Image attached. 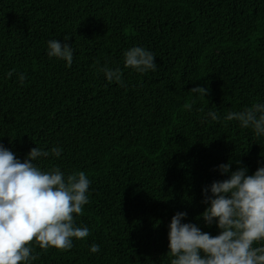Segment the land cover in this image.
Instances as JSON below:
<instances>
[{
    "label": "trees",
    "instance_id": "1",
    "mask_svg": "<svg viewBox=\"0 0 264 264\" xmlns=\"http://www.w3.org/2000/svg\"><path fill=\"white\" fill-rule=\"evenodd\" d=\"M50 40L71 46L70 67L48 56ZM133 47L154 54L156 71L125 66ZM257 102L264 0H0V145L21 162L34 147H58L34 165L90 180L89 203L73 214L89 236L69 250L33 241L30 264H171L169 224L181 212V223L218 235L199 219L203 190L228 178L218 166L264 167V135L224 118Z\"/></svg>",
    "mask_w": 264,
    "mask_h": 264
},
{
    "label": "clouds",
    "instance_id": "2",
    "mask_svg": "<svg viewBox=\"0 0 264 264\" xmlns=\"http://www.w3.org/2000/svg\"><path fill=\"white\" fill-rule=\"evenodd\" d=\"M69 38H66L68 40ZM48 56L66 61L71 66L73 49L58 40L48 42ZM125 66L140 73L156 71L155 56L142 47L124 53ZM109 82L124 86L120 69H101ZM15 69L7 73L11 77ZM24 73L18 75L21 84ZM207 87H194L191 93L205 98ZM191 109V104H185ZM203 111V109H201ZM213 121L220 119L217 112L207 114ZM226 121H238L242 128L251 127L256 136L264 135V103H253L239 112H229ZM62 149L50 152L32 148L24 162L0 145V264H30L36 260L33 241L45 252L50 248L69 250L73 238L89 236L87 227L74 226V216L83 215L89 203L87 190L90 180L81 171L65 178L59 168L43 172L33 161L50 154L59 157ZM239 163V161H237ZM231 161L218 166L228 178L214 181L203 190L207 205L201 213L206 226L215 222L219 234L210 235L192 223H181L186 213L175 214L169 224V254L171 264H264V167L247 175L246 168L230 172ZM100 251L92 244L90 252Z\"/></svg>",
    "mask_w": 264,
    "mask_h": 264
}]
</instances>
